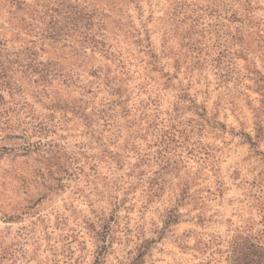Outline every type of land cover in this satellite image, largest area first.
Listing matches in <instances>:
<instances>
[{"label": "rangeland", "instance_id": "374dc122", "mask_svg": "<svg viewBox=\"0 0 264 264\" xmlns=\"http://www.w3.org/2000/svg\"><path fill=\"white\" fill-rule=\"evenodd\" d=\"M18 1L0 0V39L60 73H18L0 105V264H236L264 248V0L196 28L209 0Z\"/></svg>", "mask_w": 264, "mask_h": 264}, {"label": "trees", "instance_id": "16d2710c", "mask_svg": "<svg viewBox=\"0 0 264 264\" xmlns=\"http://www.w3.org/2000/svg\"><path fill=\"white\" fill-rule=\"evenodd\" d=\"M12 1L17 5L18 10L23 9V2H19L18 0ZM193 1L194 0H176L175 3H178L177 8L181 10L187 9ZM63 4H65V1ZM192 6L195 8V16L190 19L193 24L192 28H196L203 25L202 22L207 17L222 18L224 10L230 13L228 19L225 18L229 23L239 22L243 24V22L247 20L245 14H250L253 4L252 0H209L207 6L204 8L197 4H192ZM65 9L67 10V8ZM82 14H84V17H82ZM78 17L82 19L81 23L84 21L86 24L83 23L81 28H74V31L79 34H86L85 31L88 30L87 23L90 21L87 18L90 17L85 16L84 12ZM56 22L57 20L51 21L47 24L49 26L46 25V30H42L44 34H47L48 37L53 40H55L54 38H56L57 35L61 34V29L58 30ZM228 32L230 34H240L238 28H234L230 25L228 26ZM151 58H155V62L157 63V57L155 55L152 54ZM18 73L23 74L24 79L37 76L39 77V81L46 82L57 73H60V70L55 67V63L53 62L47 64L38 62L37 54L35 50L31 48H24L17 52H11L10 49H8V42L0 39V105H3L5 94L13 97L20 93L22 88L20 84L23 83V77L18 78ZM1 113L0 120L8 118L6 111H2ZM174 222H177V220H173V223ZM235 261L236 264H264V248L259 247L257 250L250 253L247 252L246 249L241 250Z\"/></svg>", "mask_w": 264, "mask_h": 264}]
</instances>
